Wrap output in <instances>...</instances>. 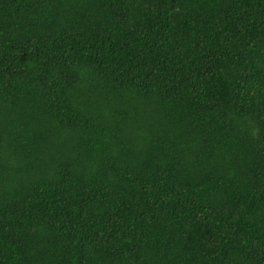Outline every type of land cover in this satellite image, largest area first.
I'll return each instance as SVG.
<instances>
[{"label":"trees","instance_id":"1","mask_svg":"<svg viewBox=\"0 0 264 264\" xmlns=\"http://www.w3.org/2000/svg\"><path fill=\"white\" fill-rule=\"evenodd\" d=\"M0 264H264V0H0Z\"/></svg>","mask_w":264,"mask_h":264}]
</instances>
